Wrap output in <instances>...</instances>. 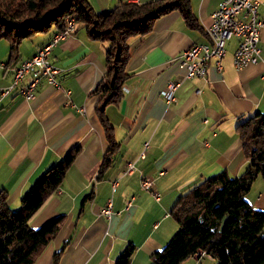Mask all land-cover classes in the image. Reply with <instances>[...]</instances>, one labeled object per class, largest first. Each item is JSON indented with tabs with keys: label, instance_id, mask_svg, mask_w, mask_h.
<instances>
[{
	"label": "crops",
	"instance_id": "0c3cea01",
	"mask_svg": "<svg viewBox=\"0 0 264 264\" xmlns=\"http://www.w3.org/2000/svg\"><path fill=\"white\" fill-rule=\"evenodd\" d=\"M119 1L89 0L97 11ZM189 1L198 26L189 25L174 9L158 17L149 33L130 37L126 70L131 75L123 85L124 96L106 107L118 147L101 176L98 166L109 142L96 113L100 95L93 90L106 72V42L88 37L85 24L77 22L50 54L62 69L61 86L43 80L27 99L14 89L7 94L1 89L11 84L14 67L47 43L55 30L25 38L10 62L11 42L0 38V189L5 188L10 207L19 209L33 181L72 146H80L61 185L30 218L37 227L52 216L66 215L34 264H53L61 248L59 264H115L128 243L135 245L130 264H149L151 254L178 228L171 209L181 195L219 171L233 176L244 171L248 158L236 126L264 112V28L260 61L236 67L239 38L231 36L222 69L212 61L206 77L184 78L168 103L161 89L185 74L182 51L208 41L206 27L221 0ZM144 148L145 157H140ZM130 160L135 168L125 173ZM144 176H151L159 196L142 186ZM246 198L264 209V177H256ZM109 201L111 212L106 215L102 208ZM200 260L192 255L180 264Z\"/></svg>",
	"mask_w": 264,
	"mask_h": 264
},
{
	"label": "trees",
	"instance_id": "16d2710c",
	"mask_svg": "<svg viewBox=\"0 0 264 264\" xmlns=\"http://www.w3.org/2000/svg\"><path fill=\"white\" fill-rule=\"evenodd\" d=\"M174 9L189 25L198 26L189 0H120L101 11L89 0H0V38L11 42L8 62L18 57L25 38L62 29L68 16L85 24L88 37L106 42V72L93 90L100 95L96 113L109 142L98 176L110 166V156L118 147L106 107L124 96L123 85L131 75L126 70L129 39L149 33L158 17ZM236 129L248 158L244 171L235 176L219 171L181 195L171 209L178 228L151 254L149 264H180L200 250L215 258L216 264H264V209L246 198L256 177H264V112L241 120ZM79 151V145L72 146L58 163L44 170L21 196L19 209L10 207L5 188L0 189V264H34L55 237L64 213L37 227L30 218L61 185ZM134 250L135 245L128 243L115 264H130ZM61 251L55 252L53 264H59Z\"/></svg>",
	"mask_w": 264,
	"mask_h": 264
},
{
	"label": "built area",
	"instance_id": "2783aa9c",
	"mask_svg": "<svg viewBox=\"0 0 264 264\" xmlns=\"http://www.w3.org/2000/svg\"><path fill=\"white\" fill-rule=\"evenodd\" d=\"M260 0H221L218 7L211 13V24L206 27L208 41L195 42L185 48L181 55V65L185 67V74L181 78L170 79L161 89L162 97L169 103L176 98V89L184 78L206 77L210 63L222 69V59L226 53V41L231 36L239 38L234 51V64L240 68L249 63H256L262 59L260 39L264 28V18L260 14ZM76 22L73 17H67L62 29L55 31L50 40L41 46L31 57L21 61L13 70L11 84L1 89L2 94L11 90L18 91L25 98H32L40 80L47 81L60 87L58 75L61 68L50 60L52 47L61 39L66 38L75 30ZM200 89L196 92L198 93ZM146 144V143H145ZM145 157V148L140 152ZM135 168L134 161L126 163L124 172L128 173ZM151 176H144L141 184L151 189L155 196L159 192L152 189ZM111 202L102 208V213L109 215ZM207 255L205 250L195 254L196 259Z\"/></svg>",
	"mask_w": 264,
	"mask_h": 264
},
{
	"label": "rangeland",
	"instance_id": "374dc122",
	"mask_svg": "<svg viewBox=\"0 0 264 264\" xmlns=\"http://www.w3.org/2000/svg\"><path fill=\"white\" fill-rule=\"evenodd\" d=\"M44 45V44H43ZM42 45V46H43ZM40 48V47H39ZM38 48V49H39ZM52 51V50H51ZM51 54V53H50ZM32 56V55H31ZM30 56V57H31ZM29 58V57H28ZM23 60H25V59H23ZM22 60V61H23ZM21 63V62H20ZM19 63V64H20ZM18 64V65H19ZM61 71H62V69H61ZM43 80H45V79H43ZM43 80H40L39 81V83L37 84V86H36V89L38 88V86H39V84L43 81ZM46 82H48L47 81V79L45 80ZM49 83V82H48ZM51 84V83H50ZM53 85V84H52ZM35 92H36V90L34 91V95H35ZM28 99V98H27ZM195 255V254H194ZM201 260L200 261H198V262H196V264H208L209 262H211L210 264H216L217 263V260L214 258V259H210L209 257H207V255H204V257H202V258H200ZM197 260V259H196ZM194 261H191V264L193 263Z\"/></svg>",
	"mask_w": 264,
	"mask_h": 264
}]
</instances>
